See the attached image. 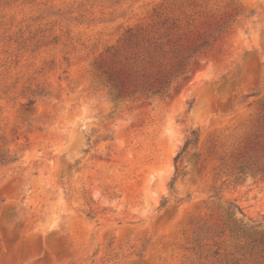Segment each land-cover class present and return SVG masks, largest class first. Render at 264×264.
<instances>
[{
    "label": "rangeland",
    "instance_id": "1",
    "mask_svg": "<svg viewBox=\"0 0 264 264\" xmlns=\"http://www.w3.org/2000/svg\"><path fill=\"white\" fill-rule=\"evenodd\" d=\"M0 264H264V0L1 5Z\"/></svg>",
    "mask_w": 264,
    "mask_h": 264
},
{
    "label": "trees",
    "instance_id": "2",
    "mask_svg": "<svg viewBox=\"0 0 264 264\" xmlns=\"http://www.w3.org/2000/svg\"><path fill=\"white\" fill-rule=\"evenodd\" d=\"M15 0H0V6L3 4H9L11 2H13ZM125 38L126 40H133L135 37L138 36V32L135 31L134 27H128L126 29L125 32ZM195 63H198L197 61ZM181 65V64H180ZM102 67V66H101ZM184 69V68H181ZM103 72L107 75L108 79L110 82H112V84L119 86L118 81H120V79L122 80V83L125 85L126 79L122 78V69L119 68H115V67H111V68H107L104 69ZM181 73H185V70H182ZM194 73V71H192V74ZM130 78V75H127ZM191 75H187L184 77L183 80L188 81L190 79ZM171 77L169 75H163L160 72L154 74L153 76H146V74L142 75L141 80L139 81L138 78L134 79V91H139L141 90L142 92H148V91H153L154 93L163 95L167 92V88L171 83ZM179 87L180 85L177 86L176 91H179ZM40 93H36L33 94L35 97L36 95H38ZM35 102V99L31 98L30 99V104H33ZM197 131L194 130L192 131V135L187 137V140L184 144V146L182 147V149L179 151V153L176 155L175 160L178 161L179 158L181 157V155L188 149L189 145L191 143H195L197 141ZM192 136H196L195 138H193ZM178 176H179V172L178 169L176 170V174L173 176L171 182H170V189L172 191V193L176 192V183L178 180ZM169 199H165V201L163 202V205H166Z\"/></svg>",
    "mask_w": 264,
    "mask_h": 264
}]
</instances>
